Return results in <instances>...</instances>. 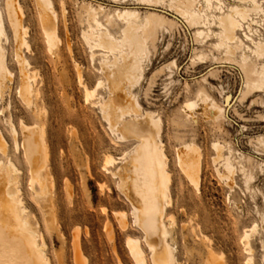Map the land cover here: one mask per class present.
Listing matches in <instances>:
<instances>
[{
  "label": "rangeland",
  "instance_id": "1",
  "mask_svg": "<svg viewBox=\"0 0 264 264\" xmlns=\"http://www.w3.org/2000/svg\"><path fill=\"white\" fill-rule=\"evenodd\" d=\"M50 1L61 41L55 45L47 42L46 26L51 22L43 18L38 0H20L32 48V52L24 50V55L31 72L35 68L40 72V77L34 79L32 103L16 93L21 74L13 53V31L7 21L9 41L3 39L2 46L13 81L0 92V128L7 142L6 155L13 157L22 170L18 177L21 198L28 208V217L38 227L35 229L40 236L36 239L48 264H77L73 243L76 235L83 262L78 264H137L127 243L130 237L142 244L147 264H205L208 244L222 256L223 264H264V82L262 92L242 99L247 87L236 65L246 63L254 71L253 80L264 79V0H220L224 11L234 5L246 15L235 32L241 45H236L233 53L228 51L227 40L217 36L196 42L195 31L205 28L189 27L174 8L172 12L170 6L180 0ZM197 2L196 7L205 9L204 15L211 21L210 30L217 33L221 27L211 15L219 11L213 10V6L210 11L204 0ZM90 7L97 10L101 30L105 29L114 39L122 37L125 27L115 15L117 10L137 11L141 20L151 14L167 20L153 38L147 42L139 39L143 47L137 61L125 62L134 66V81L131 86L122 87L121 92L127 101L135 100L138 108L118 109L117 89L108 81L98 88L94 101L85 99L80 80L94 87L104 76L100 69L104 50L89 43L83 34L88 29L86 11ZM3 14L6 17L5 10ZM108 17L110 22L106 21ZM242 28L252 38L245 37ZM131 50L125 45L111 51L123 58L131 55ZM194 51H203L205 63L191 64ZM201 88L214 100L211 103L223 109L222 117H214V107L210 106H205L202 114L195 113L194 118L183 111L185 101L196 100ZM151 116L160 117L159 131L151 123ZM9 120L18 130L20 145L25 138L21 122L34 132L43 130L48 157L46 167L41 168L47 181L44 191L39 182H32V166L23 147L16 151ZM134 125L152 132L154 138L162 135L170 158L169 187L174 208L165 205L164 162L156 156L145 159L139 150L142 142L134 147L140 138L132 130L122 131ZM186 143L197 146L203 156L198 188L177 161V148ZM214 143L223 146L220 159L216 157ZM107 154L114 155L117 162L105 170ZM4 157L0 150V160ZM227 160L229 168L225 167ZM157 172L160 181L156 179ZM135 196L141 197L140 203L134 200ZM154 200L162 210L158 216L149 206ZM165 213L174 215L171 222L175 223V251L166 236ZM150 216H154L153 220ZM252 226L256 227L249 233L248 252L243 236L246 228ZM149 228L158 233L160 251L156 250Z\"/></svg>",
  "mask_w": 264,
  "mask_h": 264
},
{
  "label": "bare ground",
  "instance_id": "2",
  "mask_svg": "<svg viewBox=\"0 0 264 264\" xmlns=\"http://www.w3.org/2000/svg\"><path fill=\"white\" fill-rule=\"evenodd\" d=\"M146 1L150 3L153 2L150 0H145L144 2ZM213 1L214 0H204L206 8L210 10L213 6V10L219 11L217 15L215 13L214 14L211 13L212 14L211 16H213L214 19L218 20L220 27H221V29L217 33L210 30L211 21L204 15L205 9H201V7L200 8L196 7L197 0H180V1H177L174 5L170 6V9L174 8L175 14L177 11V14L178 13L180 14V18L189 27L194 28L196 26H201L202 28H205V30L203 31H195L196 42H205L207 38L217 36L223 41L227 40L226 43L228 45L227 47L228 51L230 53H233L235 51V46L238 45L240 47L241 45L240 37L235 32L236 30H238L237 27L240 24L242 26V22L246 18L245 11L242 9H238L234 5H229L227 9L225 8L226 10L224 11L222 8V3H221L222 1L216 0L217 4L215 5L213 4ZM2 2H3V6H2ZM38 3H39V9L43 15V18L46 17L51 22L50 24H47L46 26L47 33L44 30L48 36L46 37L48 38L47 42L55 45L56 43H59L61 41L57 34L58 33L57 28H56L57 26H55V23H54V21L56 20L55 18L57 16H55L56 14L52 6L53 2L50 0H38ZM62 9L63 11L65 10L64 7ZM3 10H5L6 12V17L3 14ZM100 10L102 9L100 8ZM115 15L125 23V27L122 29V32H121L122 37L120 39H114L110 35L109 32H106L105 29H104L105 32H103L104 30H101L102 24L98 17L97 10H95V8L92 9L90 7V10L86 11V18H87L86 23L88 22V29H86V31L83 34L89 43L93 44V46L95 47H98L104 50V53H102L104 60L100 64V69L101 71L104 72V76L98 79L94 87H89L82 80H80L79 83L83 87L86 101H94V98L98 95L97 94L98 88L103 85L104 81H108V85L112 87L115 86L117 89L116 107H118V109L126 108L127 106L138 108V103L135 100L131 99L130 101H127L125 95H123V93L121 92L122 87L131 86L134 81L133 80L134 72H135L134 66L131 63L125 64V62L126 61H131V62L137 61L138 56L140 55L139 51L143 47L139 39L143 38V41L147 42L149 38H153L155 36L156 31L159 28L161 27L163 28V26H166L167 20H165L162 17H159L158 15H154V14L153 15L151 14L149 16L146 15V17L141 20L139 13L137 11H132V10H122V11L117 10L115 12ZM111 18H113V16H111ZM6 21L9 23V26L12 28V31H13V41H14L13 53H14V57H15V60L17 61V65L19 67L20 74H21V77H20L21 85L19 84L20 86L16 88V93H18V95L24 98V100L27 103L31 104L32 97L35 94V88H36L35 87L36 82L34 79L36 76L40 77V72L39 70H37V68H35L36 69L35 71L31 72L30 63L24 55V50H27V52H30L32 48L30 45V41L28 40L29 36H27L28 31H29L28 30L29 26L25 20V11H24V7L22 3L20 2V0H0V92H2V90L8 87V83L10 81L11 82L13 81L12 80L13 73L7 64V59H6L7 52L2 46L3 39H5L7 42L9 41V37H8L7 29H6ZM106 21L110 22V18L109 17L106 18ZM167 23H169V21ZM170 25L173 26L172 23ZM245 26H246V23H245ZM243 35H245V37H248V38L251 37L250 33L246 30H243ZM153 40L154 39H152V41ZM125 45H128L130 49H132L131 55L127 54L126 56H123V58H121L119 54H116L115 52L111 51L112 49H119ZM262 45H260V47ZM212 48H214V46ZM110 56L112 57L111 63L108 62V58ZM205 59L206 58L203 54V51H200V52L194 51L191 64L194 66L196 63H198V61H201V63H205L204 62ZM227 60H229V62L230 61L233 62V64L235 63L231 59H227ZM236 65L242 71L245 77V82H246L245 85L247 87L246 92L243 93L242 95V99H246L249 95L253 93L262 92L264 79L262 80V82L253 80L252 75L254 71L250 65L246 63H243V64L236 63ZM257 66L259 67V64ZM262 76L264 77V67H263ZM37 91L39 90L36 89V92ZM210 99L211 98L209 97V95L204 91L203 88H201L196 94V100L188 99L185 101L182 107L183 111L186 113L187 116L194 118L195 113L200 112V114H202L203 108L205 106H210L209 108H212V109L214 107L213 109L214 117L216 118L222 117L223 109L217 106V104L211 103L214 100L213 99L210 100ZM99 102L101 104L104 103L101 100ZM95 105L96 104H94L93 106ZM115 111H113L112 113L113 116H115ZM204 111L206 110L204 109ZM36 112H39V111H36ZM155 116H151L150 118L151 123L159 131L160 125H161V119L160 117L156 118ZM12 123H13L12 120H9L8 124H10L9 126L11 127L10 130L12 131V134L15 137L16 151L23 147L22 150L24 151V155L28 158L26 159L30 161L28 162L32 166V172H33L32 182L34 183L35 182L34 180H36V182H39L40 186H42L41 190L44 191V189L42 188L43 186L47 184L46 183L47 181H46L45 176L41 174V172L44 170V169L41 170V168L43 167V165H45L44 162L47 161L48 157L44 150L45 146H43L45 145V140L43 137V130L38 131V132L35 130L34 132L30 128H27L24 122H21V127H22L23 133L25 134V138H23L24 139L23 143L21 142L22 144L20 145V141L18 142L17 140L18 130H16V128L12 125ZM115 127H116V123L114 124V128ZM126 130L127 131L132 130L133 135L140 138L139 141L136 142V145L134 147L138 146L139 144H141L140 142H142V144L139 147V150L142 152V155L145 159L149 160V159H152L153 156H156V158L161 159L164 162V166H165V186H164L165 189L164 191L166 193L165 205H166V208H174L175 204L172 198L173 195H170L171 186L169 187L170 181L172 180L171 178L172 176L170 177V170L168 169L170 158L168 157L166 146L162 139V135L157 134V136L154 138V134L152 132L141 129L135 125L132 127L126 128L122 131H126ZM30 132H34V135L32 137H29ZM2 137L4 136H2V130L0 128V150L6 156L4 157L3 160H0V264H48V261H47L48 259L44 258L47 256H44L45 252L43 253L44 250L42 251V249L40 248L41 244H39L38 243L39 241L37 242V239H36L37 237L39 238L40 236L38 235V232H37L38 227L34 224L35 222L33 223L32 222L33 220L29 218L30 216L28 217V208L23 202L24 200L21 198L22 193L19 187L20 184H19L18 177L20 175L19 174L20 171L22 170L18 168L17 164L12 159L13 157H11L10 155H6L7 151H6L5 144H7V142L5 138L3 139ZM213 149L217 155L216 156L217 158L220 159L223 157L222 155L223 146L222 145H220L219 143H214ZM176 152H177V161L180 166V169L186 174L189 181L194 183L193 185L196 186V188H198L199 187L198 184L200 182V173L202 169V161H203V156H202L200 149L197 146H195L193 143L191 144L186 143L184 145H181L179 148H177ZM105 156L106 157L104 159L103 168L106 170L108 165H111L114 163V161H116V158L114 155H111V154H107ZM33 158L34 159L36 158L37 161L39 162L37 161L34 162L36 159L33 161ZM119 158L121 159V157ZM154 165L155 167H157L156 163ZM225 165H226L225 166L226 168L227 167L229 168V166H231L229 164V161ZM229 178L232 179L231 177ZM156 179L157 181H160V175L158 174V172L156 173ZM102 189H103V185H102ZM43 193H46V191ZM134 200L140 203L141 197L135 196ZM149 206L151 207V210L155 211L157 216L161 214L162 210L157 205L156 200H154L152 205H149ZM142 208L143 206H140L139 210H142ZM172 216L165 213L164 219H165V223L167 226L166 236L168 237L172 245L171 246L172 250L175 251V246L173 244V241H174L173 232L175 228V225H174L175 223L171 222L172 221L171 219H174V215ZM153 218L154 216H150V219L153 220ZM35 226L37 227V229H35ZM255 227L256 226L246 228V230L244 231L243 240H244L246 248L249 250L248 252H251L250 245H249V236H250L249 233H251L255 229ZM149 230L152 233V237L154 238V242L156 244V250L160 251L161 250L159 248L160 238L158 236V233L155 232L156 231L155 228H149ZM201 235L203 236V238H205L206 241H208L207 240L208 238L204 234H201ZM43 240L40 242H43ZM73 243H74V249H75L74 254L77 259V264L78 262L83 263L80 258L81 254L78 250V247L80 244L78 242L77 235L74 237ZM127 243H128L131 254L136 260V263L137 264H147L145 252L143 250V247L141 246L142 244L140 243V241L138 239L130 237L128 238ZM80 251L82 252V250ZM160 254L164 255L163 251H161ZM221 257L222 256H218L217 252L214 250L211 244L207 245V257L205 260V264H223ZM176 262L177 261H175V263Z\"/></svg>",
  "mask_w": 264,
  "mask_h": 264
}]
</instances>
